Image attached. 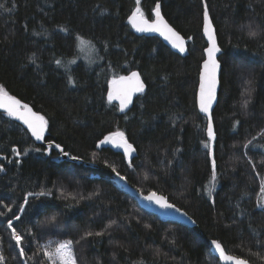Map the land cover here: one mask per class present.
<instances>
[{
  "label": "trees",
  "instance_id": "16d2710c",
  "mask_svg": "<svg viewBox=\"0 0 264 264\" xmlns=\"http://www.w3.org/2000/svg\"><path fill=\"white\" fill-rule=\"evenodd\" d=\"M156 2L140 0L146 18L153 17ZM159 3L167 21L192 36L186 56L158 37L133 33L126 19L136 0H0V86L44 116L45 141L69 153L62 158L58 149L34 143L14 117L0 112L4 264H50L42 249L51 239L72 240L77 264H220L211 239L264 264V209L257 206L264 177V0ZM205 4L221 49L211 155L208 122L195 101L206 47ZM250 30L257 35L250 37ZM132 70L141 73L147 90L122 114L107 101L106 88ZM117 130L135 148L131 166L109 144L97 147ZM213 159L217 180L209 195ZM117 172L138 191L165 195L196 225L141 207L117 184ZM41 191L49 195H29ZM8 219L27 239L24 256Z\"/></svg>",
  "mask_w": 264,
  "mask_h": 264
},
{
  "label": "snow or ice",
  "instance_id": "6c2138e0",
  "mask_svg": "<svg viewBox=\"0 0 264 264\" xmlns=\"http://www.w3.org/2000/svg\"><path fill=\"white\" fill-rule=\"evenodd\" d=\"M137 7L133 11L132 15L129 17V23L131 26L140 33H159L164 37L165 40L169 41L173 48L177 49L180 53H184L186 51V41L183 36L180 35L173 27H171L168 22L161 15V5L159 0H157L154 9L152 10L154 13V19L149 21L148 18L145 17L143 11L140 8V0H136ZM0 8H4L3 4H0ZM7 11H11V9H6ZM66 31V29H65ZM203 33L207 37L208 46L204 49V53L206 58L203 60L202 70L200 72V83H199V93H198V104L199 110L204 113L207 117V135H208V143L205 144L206 148H209L211 155V142L215 140V133L213 131V123H212V115L211 108L213 101L216 99V89L218 84V70L220 69V64L217 59V53L221 51L220 47L217 44L215 32L212 26V21L209 16V11L207 4L204 6L203 13ZM257 32L255 30L249 31L250 37H255ZM82 46H92L90 41H85L82 37H77ZM191 39V37H189ZM32 63H35V54L30 58ZM58 67H63L64 64L62 60L55 61ZM75 63V61H69V64ZM72 82V81H70ZM145 92V83L141 79V74L137 71H132L129 75L125 76H117L114 77L109 82V89L107 93V100L109 103L112 101L119 102V111L124 112L128 109L129 105L133 103V96L137 93ZM247 107V101L244 104ZM0 109H3L8 116L14 117L15 119L22 121L24 125H26L27 130L31 133L33 137L37 141L45 140V132L48 128V121L44 116L34 112L27 104H22L20 100L16 97L11 96L8 92L5 91L3 86H0ZM255 139V138H254ZM104 144H111L116 148L122 149L125 157L129 158V165L131 166V157L132 153L135 151V148L131 143H129L128 139L125 136L123 131H115L110 133L108 136H105L103 140L99 142L97 147ZM248 144H251V141H248ZM55 147L58 149L63 155L68 156L69 153L65 152L64 148L61 147L60 144L49 142V148ZM247 147V144L245 145ZM15 155L19 156L21 153L16 149H12ZM35 151L39 152L41 149L36 148ZM26 154V153H25ZM72 159H78L77 157H71ZM0 171H4L2 165H0ZM115 172V168H113ZM117 176H120L119 172L116 173ZM120 179H125L123 176H120ZM217 180L216 174V163L215 159L212 160V175L210 178L211 187L207 189L209 195L214 190L215 183ZM36 196H46L49 193L45 191H41L38 194H29ZM146 200L155 201L158 205L163 208L173 209L175 208L174 204L168 203L167 198L163 196H158L155 192L149 194L145 197ZM25 203H28L27 198L25 199ZM257 206L264 209V177H261L260 180V196L257 201ZM24 211L23 208L20 209ZM176 211H180V209L175 208ZM11 211V209H9ZM5 213L0 212V216H4ZM187 215V213H184ZM15 219L19 221L21 219L20 216H15ZM55 219L54 217L52 218ZM191 219V218H189ZM8 229H11V239L15 241L16 246L20 249L19 255H25L24 244L27 243V239L25 235L21 232L17 231L16 227L13 226L12 219H8L7 221ZM29 235H32L29 230ZM93 233H87V236H92ZM95 235L100 236L103 233H95ZM78 243V242H77ZM211 245L214 247V250L219 254V257L222 261L225 262H233V264H248V262L244 259L233 257L230 255H226L225 249L222 246V243L217 240H212ZM74 242L72 240H64L57 242L54 249H52V242H49L42 249L43 255L47 258L50 264H77V258L74 254ZM5 257L0 255V264H4Z\"/></svg>",
  "mask_w": 264,
  "mask_h": 264
},
{
  "label": "water",
  "instance_id": "95a60500",
  "mask_svg": "<svg viewBox=\"0 0 264 264\" xmlns=\"http://www.w3.org/2000/svg\"><path fill=\"white\" fill-rule=\"evenodd\" d=\"M154 7H155V6H154ZM153 9H154V8H153ZM134 10H135V9H133V10L131 11V13L128 15V17H127V19H126V22H127V24L130 26L131 30L133 31V33H134L135 35H137V36H146V37H148V36H149V37H152V36H153V37H158V38H159V39H160V40H161L166 46H168L172 51H174L175 53L179 54L180 56H186V55L188 54V44L192 41V36H190L191 39H189V37H184V36L180 33V35L183 36L184 39H185V41H186V44H185L186 51H185L184 53H180L177 49L173 48L172 45H171V43H170L169 41L165 40L164 37L161 36L159 33H152V32H148V33H140V32H137V31L131 26V24L129 23V17L132 15V13H133ZM161 15L163 16L162 12H161ZM163 17H164V16H163ZM154 18H155V17H154V13H153V17L150 18V19L148 18V19H149V21H151V20H153ZM164 19L167 21V19H166L165 17H164ZM210 19H211V18H210ZM211 21H212V20H211ZM167 22H168V21H167ZM168 24H169L171 27H173L169 22H168ZM212 26H213V29H214V32H215V36H216V41H217V35H216V31H215V27H214L213 23H212ZM173 28H174V27H173ZM174 29H175V28H174ZM175 30H176V29H175ZM176 31H177V30H176ZM177 32H178V31H177ZM202 35H203V38H204V40H205V42H206V47H207V46H208V40H207V37H206V36L204 35V33H203V23H202ZM217 44H218V41H217ZM218 46H219V45H218ZM206 47H205V48H206ZM205 48H204V49H205ZM203 54H204V58H203V60H204V59L206 58V55H205V53H204V50H203ZM220 54H221V51H220L219 53H217V59L219 58V55H220ZM203 60H202L201 63H200V69H199V75H198V83H197V88H196V105H197V110H198V112H199L202 116H204V117L207 119L206 115H205L204 113H202V112L199 110V104H198V93H199V83H200V72H201V70H202ZM218 61H219V59H218ZM219 64H220V62H219ZM132 71H137V72H139L138 70H132ZM132 71L128 72L127 74L121 75V76L129 75ZM220 72H221V64H220V69L218 70V74H217L218 84H217V89H216V99L213 101V104H212L211 115H212V113H213V110H214V108H215V106H216L217 99H218V93H219V89H220ZM139 73H140V72H139ZM140 74H141V73H140ZM141 79H142V80L144 81V83H145V92H146V90H147V85H146V82H145V80L143 79L142 75H141ZM109 82H110V81H109ZM109 82H108V84H107L106 98H107V93H108V89H109ZM145 92L142 93V94H140V93L135 94V95L133 96V103H132L131 105H129L128 109H126L124 112H121V111H119V112L122 113V114L127 113V112L132 108V106H133V104H134L136 98L139 97V96L144 95ZM17 99H18V98H17ZM18 100H19V99H18ZM20 101H21V100H20ZM107 101H108V100H107ZM21 103H22V104H27V105H28V106H29L34 112H36V111L32 108V106L29 105L28 103H25L24 101H21ZM111 103L116 104L117 107H118V110H119V102H118V101H112ZM0 112L5 113L3 109H0ZM36 113L40 114L39 112H36ZM40 115H41V114H40ZM16 120H17V119H16ZM17 121H18V123H19L23 128L26 129V131L29 133V136H30V138L34 141V143H36V144H40V145H41V144H45L46 147L49 148V142H52V141H49V142H46L45 140H43V141H37V140L35 139V137H33V136L31 135V133L27 130L26 125H24V124L22 123V121H19V120H17ZM207 122H208V120H207ZM212 123H213V120H212ZM213 131H214V129H213ZM109 145L112 146V147H114V148H115L116 150H118L122 155H124L122 149L116 148L115 146H113V145H111V144H109ZM100 146H101V145H100ZM100 146H99V147H100ZM52 148H55V147L53 146ZM133 153H134V152H133ZM133 153H132V156H133ZM61 157H62V158H67V156L63 155V153H62ZM113 177H114V179L116 180L117 184H118L122 189H124L125 191L131 193L132 195H134V196L137 198L139 204H140L144 209H146V210H148V211H150V212H153V213L157 214L160 218L165 219V220L176 221V222H179V223H181V224L187 225V226H189V227H193V226L196 225L195 220H194V219H193V218H192V217H191V216H190L185 210L179 208L177 205L174 204V205H175V208L180 209L179 212L176 211L175 208H173V209L163 208V207H161L160 205H158L157 203H155L154 200H153V201H149V200H146V199H145L146 196H148L149 194H151V193H153V192H155V191H149V192H147V193H143V192L138 191L137 189L133 188L131 185H129L125 179L121 180V179H120V176H117L116 173L113 174ZM155 193H156L158 196H163V197L167 198V197H166L165 195H163V194H160V193H158V192H155ZM167 202H168V203H171V202L168 200V198H167ZM171 204H173V203H171ZM184 213H187V215H184ZM189 218H191V219H189ZM212 240H214V239H211V240H210V245H211V241H212ZM211 250H212L213 254L217 257V259H218V261H219L220 264H233V262H225V261H222V260L220 259V257H219V254L214 250V247H213L212 245H211ZM225 252H226V255H230V256H233V257H237V258L244 259V258H242V257H239V256H236V255H233V254L227 252L226 250H225ZM244 260H246V259H244ZM246 261L248 262V264H254V263L249 262L248 260H246Z\"/></svg>",
  "mask_w": 264,
  "mask_h": 264
},
{
  "label": "rangeland",
  "instance_id": "374dc122",
  "mask_svg": "<svg viewBox=\"0 0 264 264\" xmlns=\"http://www.w3.org/2000/svg\"><path fill=\"white\" fill-rule=\"evenodd\" d=\"M81 52H82L83 54L87 53V51L82 50L81 47H80V48H79V53L81 54ZM89 54H90V52H89ZM80 57H82V59L84 58V59H83L84 62H86V63H90V62H89V61H90V56H85V57H83V55H81ZM80 57H79V58H80ZM92 63H93V62H92ZM10 231H11V229H10ZM49 242H52V249H54L55 246H56V244H57V242H60V240H53V239L48 240L47 242L43 243V247H44L45 245H47Z\"/></svg>",
  "mask_w": 264,
  "mask_h": 264
},
{
  "label": "bare ground",
  "instance_id": "6f19581e",
  "mask_svg": "<svg viewBox=\"0 0 264 264\" xmlns=\"http://www.w3.org/2000/svg\"><path fill=\"white\" fill-rule=\"evenodd\" d=\"M133 9H135V8H133ZM153 15V14H152ZM203 21V20H202ZM203 23V22H202ZM163 43V42H162ZM204 56V55H203ZM107 89V88H106ZM196 97V96H195ZM196 99V98H195ZM196 101V100H195ZM119 111V110H118ZM60 156H61V154H60ZM142 207V206H141ZM157 215V214H156ZM223 246V245H222Z\"/></svg>",
  "mask_w": 264,
  "mask_h": 264
}]
</instances>
